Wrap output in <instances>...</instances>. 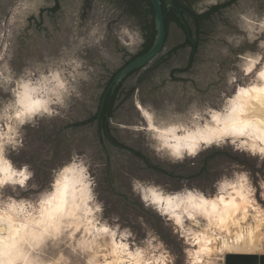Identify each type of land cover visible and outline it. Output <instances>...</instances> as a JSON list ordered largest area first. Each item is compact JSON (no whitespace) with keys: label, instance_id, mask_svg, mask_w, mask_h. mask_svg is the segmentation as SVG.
Here are the masks:
<instances>
[{"label":"rangeland","instance_id":"obj_1","mask_svg":"<svg viewBox=\"0 0 264 264\" xmlns=\"http://www.w3.org/2000/svg\"><path fill=\"white\" fill-rule=\"evenodd\" d=\"M227 1L211 17L192 65L185 50L164 57L183 38L182 30L170 25L159 63L123 83L132 93L124 94L110 118L118 142L167 167L212 146L230 147L255 161V173L223 164L212 189H201L195 182L177 185L150 171L131 169L124 174L129 151L107 141V149L101 146L93 122L77 124L95 112L105 82L123 64L125 53L141 46L142 29L135 16L113 0H60V9L52 16L42 10L51 8L55 0H0V140L4 138L2 156L12 172L11 179L0 183V211L15 212L21 222L30 220L38 233L42 203L52 202L60 175L72 181L58 231L34 245L25 242L30 261L19 263L252 264L249 260L256 256V264H264V152L260 140L253 139L254 132L230 134L210 144L199 142L193 150L180 146L176 151L172 137L161 143L147 129L151 118L170 129L180 125L181 136L194 127V121L209 119L210 111H226L241 88L262 83L264 0H193L192 6L203 12ZM252 57L258 61L249 72L245 63ZM17 91L30 95L39 107L30 118L16 122ZM9 126L12 130L5 134ZM105 160L111 162L114 189L107 184ZM81 167L86 171L81 172ZM117 192H129L159 216L175 246L166 245L151 230L137 229L136 221L126 214L121 216L122 201L114 199ZM188 195L194 200L223 196L221 206L230 197L234 202L218 218L192 207ZM168 216L173 220L168 221ZM249 228L259 235L257 247H221L224 239L229 243L235 238L237 230L245 234ZM15 254H8L9 264L15 262Z\"/></svg>","mask_w":264,"mask_h":264},{"label":"bare ground","instance_id":"obj_2","mask_svg":"<svg viewBox=\"0 0 264 264\" xmlns=\"http://www.w3.org/2000/svg\"><path fill=\"white\" fill-rule=\"evenodd\" d=\"M256 61H258L257 57L248 59L245 63L247 69H249V67L253 68ZM262 71H264V67L262 68L261 72ZM261 81V84L256 83L255 85L245 88L249 90V93L247 95L238 90V92L230 100L226 111H210L211 113L209 119H205L203 122L199 120L194 121V127L191 130H187L186 132L181 134V136L179 135L180 133L178 134L177 132V129L181 127L180 125L170 129L168 128L169 126L167 127L164 125H156L151 120V118L149 125L153 132L160 137L161 143L164 142L166 144V141H170L172 137L174 144L173 147H171L176 151L180 150V146H183L185 148L187 147L193 150L192 146H197L199 142L205 143V141H214L219 138L221 139L223 137H226L230 134L241 135V132L245 134L248 133V130L254 132L255 135L253 136V139L258 138L260 140L261 146L258 145V142L256 143V145L264 149V91H252L253 88H264V77H261ZM15 99L16 100L13 118H15L16 122L27 117L30 118L38 110L39 102L33 100L30 95H22L21 92L17 91ZM9 117L12 120V116ZM8 128L9 129L5 134H8L9 131L12 130L11 126H9ZM169 133H171L172 136ZM0 141H2L0 142V183H3L8 178L11 179L12 172L10 171L9 164L2 156L4 138H1ZM71 185V179H67L66 176L61 174L58 179L57 185H55L52 202H50V204L42 203V224L40 229L38 230V233H35V229L32 227L30 220L21 222L18 220L15 212L9 210L0 211V264L10 263L9 257L11 256H9L8 254H10L11 252H16V254L14 255L16 257V260L14 262L12 259V264H21L19 263L21 261L25 263L29 262L30 260L27 258L28 249L25 247V242L29 243L30 245H34L38 243L43 237H45L47 233H55L56 231H58L62 222L61 217H63V211L69 206V201H67V199L70 196H68V189H70ZM197 197L199 199L194 200L189 196V202L192 204L191 206L197 208L201 212H207V214L214 213L218 216V218H221V216L227 214L229 211L228 208L234 202V197H230L229 201H226V203L221 206V203L223 204L225 200L223 196L212 200L207 199L204 196ZM167 205H170V202H168ZM76 207L78 208L79 206L76 205ZM71 208L72 206L70 207V209ZM192 214L194 213H189V215ZM257 236L259 237V235ZM257 236L254 234L252 228H249L245 234L237 230L235 238L229 243L224 239L221 247L235 249H253L258 246L260 240ZM199 245L203 247L206 246L205 242L201 241H199ZM200 250H202L201 247ZM146 264L148 263L146 262Z\"/></svg>","mask_w":264,"mask_h":264},{"label":"trees","instance_id":"obj_3","mask_svg":"<svg viewBox=\"0 0 264 264\" xmlns=\"http://www.w3.org/2000/svg\"><path fill=\"white\" fill-rule=\"evenodd\" d=\"M114 1L116 3H119V6H121V8L126 11V13L135 16L136 19L139 21V24L142 29L141 32L143 40L141 48H139L136 52L131 53L128 57H126L125 55V60L123 62V64H125L134 56L143 53L153 43L155 34L153 19L154 6L152 5L150 0ZM192 1L193 0H174L175 3L186 7L187 9H189L190 12H192L191 14L189 13V11H182V16L188 22L189 27L192 31V35L203 34L207 36L209 32L207 27L209 26L211 17L218 13L222 7H225L229 1H227L226 3L223 2L218 5H212L203 12H198L197 10H195L192 6ZM162 7L163 11L165 12L164 21L167 29L165 38H167L170 25L172 24L185 31L184 24L181 20L182 17L180 12L172 7L171 9H167L164 0H162ZM57 9L58 5L54 4L48 11L55 12ZM185 44H190L188 38H186V41L177 43L176 45H174L173 48H169L167 54L164 57L167 58V55H171L179 46H184ZM158 63V59L156 58L154 61L147 65H144L138 69H133L128 74V76L123 79L122 82H119L116 85V89L113 92H111L110 89L108 90L106 97L103 101L102 109H100V102L103 98L108 82H110V79L114 72L119 69L123 64L117 67L111 73L110 77L103 86V90L99 96V99L97 100L95 112L92 114V116H89L82 123L78 122L77 124H86L88 122H93L96 131L95 138H97V141L101 146H104V143L105 141H107V139L111 138V141H115L116 138L112 135V130L110 127V118L115 115L116 105L124 96V94L126 93L128 94V96H130L132 93L131 88L128 90H125L123 88V83L132 74L139 73L143 68H148L151 65H157ZM245 155L246 154L244 153L234 151L230 147L212 146L203 152L201 151L197 156H194L187 160L179 161L177 163H174L170 167H167V165L163 163L155 162L150 158V156L138 149L134 152L129 151L128 156L130 157V163L129 165L123 167L122 170L125 169L124 174L128 173V171H130L131 169L134 171L140 170L141 172L150 171L155 174L166 175L167 177L173 179L177 185H179V182L182 181L187 183L195 182L197 183V185L201 186V189H206L207 187H211L212 189L213 183L216 181L218 174H220L221 169L225 167L223 166V164H237V166H241L244 169L250 170L254 173L256 172L254 166L255 161ZM105 165V175L107 176V179H109L107 184L110 185L109 187H113L114 189V180L112 176L113 172L111 171L112 167L110 160H105ZM184 168H190V170L186 172ZM115 198L118 201H122L121 206L119 207L122 209L120 215L122 216L123 214H126V216L131 218V220L136 221L134 226L137 229L142 231H145L147 229L151 230L157 235H159L162 239H164L166 245H169L171 248L175 246L174 242L171 241L172 238L170 236V231L165 228V226H163L162 224V219L159 216L152 214L151 210L145 208L142 202H139L138 200H133L129 192H117L116 194H114V199ZM164 228L168 231V235L166 238L163 234Z\"/></svg>","mask_w":264,"mask_h":264},{"label":"water","instance_id":"obj_4","mask_svg":"<svg viewBox=\"0 0 264 264\" xmlns=\"http://www.w3.org/2000/svg\"><path fill=\"white\" fill-rule=\"evenodd\" d=\"M152 5L154 6V13H153V19H154V27H155V34H154V41L151 44V46L145 50L143 53L134 56L133 58H131L127 63L123 64L119 69H117L114 74L112 75L110 82H108L106 90L104 92L103 98L101 99L100 102V109H102V105H103V101L106 97V94L108 92V90H112L114 89L115 85L118 84L119 82H122L123 79L125 77L128 76V74L133 70V69H138L144 65H147L149 63H151L152 61H154L160 54L161 49L164 46V42H165V37H166V25H165V21H164V16H165V12L163 11V7H162V0H150ZM56 4L58 5V9L55 12H51V16L55 15L57 13V11L60 9V0H55ZM114 5H119V3H116L114 0ZM165 5L167 7V9H170L171 7L174 9H177L180 14H182V11H189V9H187L186 7L179 5L177 3L174 2V0H164ZM49 7L43 8V11L49 10ZM126 13V12H125ZM189 13L192 14V12L189 11ZM129 14V13H126ZM197 16V15H195ZM182 23L184 24L185 28H186V33L188 36V39L191 41H194L191 34H190V27L189 24L187 23V21L182 18ZM258 24V23H256ZM264 25V23L260 26V28ZM259 26V24H258ZM238 57H240V59H243V56L238 54ZM196 61V60H195ZM194 61V62H195ZM126 82V81H125ZM111 91V92H112ZM15 92V90L13 91ZM100 115V114H99ZM90 123V122H88ZM149 131L153 132V130L151 128H147ZM166 214V212H164ZM168 215V214H166ZM169 220H173V218L171 216H168ZM171 217V218H170ZM173 225H176V223L173 222ZM253 260H249V263L252 264H256V256L252 257ZM262 263H264V260L262 261Z\"/></svg>","mask_w":264,"mask_h":264},{"label":"flooded vegetation","instance_id":"obj_5","mask_svg":"<svg viewBox=\"0 0 264 264\" xmlns=\"http://www.w3.org/2000/svg\"><path fill=\"white\" fill-rule=\"evenodd\" d=\"M171 9V8H170ZM196 10V9H195ZM184 12H186V11H184ZM183 13L181 14V17L183 18ZM188 23V22H187ZM181 29V28H180ZM184 29H185V31L183 30V29H181L182 30V34H183V38H182V40L181 41H179L178 43H181V42H183V41H186V38H188V36H187V33H186V28H185V26H184ZM191 30V29H190ZM184 32H185V34H184ZM192 31H190V34H191V36H192V38H193V40L194 41H191V40H189L188 39V41H189V43L190 44H185L184 46H179L171 55H173V54H175V53H177L179 50H185V51H187L188 52V62H189V64L190 65H192L193 63H194V61L196 60V56H197V54H198V52L200 51V49L202 48V44H203V40L205 39V35H196V34H193L192 35V33H191ZM166 39L167 38H165V42H166ZM165 42H164V46H163V48L165 47ZM141 45H142V43H141ZM174 47V46H173ZM172 47V48H173ZM139 48H141V46L139 47ZM138 48V49H139ZM162 48V49H163ZM161 49V50H162ZM171 49V48H170ZM133 52H136V51H133ZM133 52H128V53H125L126 54V57H128L131 53H133ZM161 52V51H160ZM170 55V56H171ZM189 67V66H188ZM175 71L177 70V69H174ZM177 71H180L179 69L177 70ZM174 73V72H173ZM117 85V84H116ZM116 85H115V87H114V89H113V91L116 89ZM106 90V89H105ZM112 91V90H111ZM112 91V92H113ZM107 142L108 143H114L116 146H118V147H122V148H124V149H126L127 151H130V152H134V151H137L138 149H134L133 147H128L127 145H125V144H123V143H121V142H118V141H111V138L110 139H107ZM104 147L107 149V143L105 142L104 143ZM108 151V150H107ZM106 154H108V152L106 153Z\"/></svg>","mask_w":264,"mask_h":264},{"label":"snow or ice","instance_id":"obj_6","mask_svg":"<svg viewBox=\"0 0 264 264\" xmlns=\"http://www.w3.org/2000/svg\"><path fill=\"white\" fill-rule=\"evenodd\" d=\"M248 71L249 72H252V68L249 67ZM259 75H260V77H264V71L259 72ZM252 91H264V88H259V89L253 88ZM240 92H242V93H244V94L247 95L249 93V90L248 89L241 88L240 89ZM241 135H243V132H241ZM210 143H212V142L211 141H205V144H210ZM192 147H193V149H195L196 146L193 145ZM261 151L264 152V149H261ZM192 155H195V152L194 151L192 152ZM104 231L107 232L108 229H104Z\"/></svg>","mask_w":264,"mask_h":264},{"label":"clouds","instance_id":"obj_7","mask_svg":"<svg viewBox=\"0 0 264 264\" xmlns=\"http://www.w3.org/2000/svg\"><path fill=\"white\" fill-rule=\"evenodd\" d=\"M81 172H84V171H86V169L85 168H83V167H81Z\"/></svg>","mask_w":264,"mask_h":264}]
</instances>
